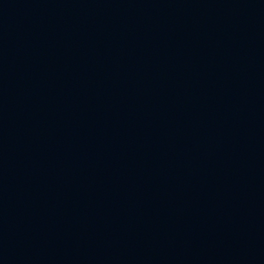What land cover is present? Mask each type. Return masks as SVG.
I'll list each match as a JSON object with an SVG mask.
<instances>
[{
  "label": "water",
  "instance_id": "95a60500",
  "mask_svg": "<svg viewBox=\"0 0 264 264\" xmlns=\"http://www.w3.org/2000/svg\"><path fill=\"white\" fill-rule=\"evenodd\" d=\"M0 264H264V0H0Z\"/></svg>",
  "mask_w": 264,
  "mask_h": 264
}]
</instances>
